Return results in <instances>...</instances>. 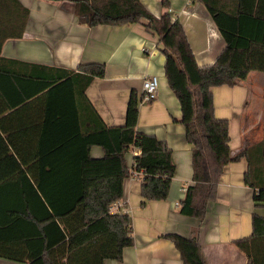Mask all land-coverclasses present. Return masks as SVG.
<instances>
[{"label": "crops", "instance_id": "1", "mask_svg": "<svg viewBox=\"0 0 264 264\" xmlns=\"http://www.w3.org/2000/svg\"><path fill=\"white\" fill-rule=\"evenodd\" d=\"M18 2L28 14L18 4L0 0V110L7 108L0 115V130L14 154L32 157L50 152L56 156L64 142L68 155L83 147L79 132L84 130L81 123L84 102L79 98L73 104L70 101L67 110L58 92L43 93V80L37 77L43 74V65L75 70L81 63H103V77L92 79L85 94L107 126L124 124L130 92L141 93L145 75L158 77L156 97L138 103L136 130L166 143L175 172L167 197L148 200L142 205V176L131 175L135 150L128 149L125 160L129 174L122 181L119 200L129 207L133 244L123 248L120 260L105 259L103 264H184L179 251L165 235L188 236L193 230L207 264H247L246 254L234 241L250 236L252 214L264 217V204H254L253 190L243 181L247 168L245 157L226 165L216 198L207 203L203 219L179 210L186 187L193 183L191 145L180 122L178 99L164 74V55L158 37L141 22L89 26L76 18L70 0ZM140 2L155 16L168 10L172 19L180 21L199 66L211 64L223 49L224 39L200 1L168 0L167 8L160 0ZM211 91L215 116L228 120L232 154L264 137V72L252 70L235 85L213 86ZM69 123L73 124L70 132L61 133L60 129ZM103 153L99 145L89 147L93 158ZM51 165V169H59L58 160ZM75 169L68 166L72 174ZM51 184L60 182L56 178ZM26 207L36 217L48 213L46 202L27 172L19 180L0 185V240L22 238L28 253L36 256L42 247L38 228L10 213V210L25 212ZM0 264L28 262L0 256Z\"/></svg>", "mask_w": 264, "mask_h": 264}, {"label": "trees", "instance_id": "2", "mask_svg": "<svg viewBox=\"0 0 264 264\" xmlns=\"http://www.w3.org/2000/svg\"><path fill=\"white\" fill-rule=\"evenodd\" d=\"M3 1L18 4L28 14L18 0ZM70 1L76 18L89 26L141 22L158 37L164 74L178 99L180 122L191 145L193 183L186 187L180 212L203 219L207 203L216 198L226 165L242 157L247 160L243 181L253 190L254 204H264V137L232 154L228 120L215 116L211 91L213 86L235 85L252 70L264 72V0H195L204 4L225 42L215 60L206 66L197 64L182 24L172 19L168 10L155 16L140 0ZM161 5L167 8L168 0H161ZM42 67L43 74L37 77L43 80V93L58 92L67 110L70 101L73 104L77 98L83 100L84 130L78 129L83 147L80 144L75 154L68 155L64 142L56 156L50 152L23 156L10 150L11 144L6 143L0 130V185L19 180L27 172L48 206L43 217H36L28 207L25 212L10 210L38 228L42 238L40 253L31 256L25 240L13 238L0 240V256L28 264H103L105 259L120 260L123 248L133 244L130 216L111 212L109 207L121 198L122 181L129 174L125 154L130 147L138 150L132 156V167L142 172L143 205L148 200L167 197L175 172L171 151L163 140L136 130L140 98L136 90L130 92L123 125L107 126L102 121L85 90L92 79L103 77V63H81L75 70ZM5 109L0 110V115ZM72 126L65 125L61 133L66 135ZM91 145H99L103 155L90 156ZM55 160L59 163L57 170L51 169ZM68 166H75L73 174ZM56 178L60 184L52 185ZM251 224L250 236L234 242L246 254L247 264H264V217L253 213ZM165 236L173 242L184 264H207L196 230L188 236Z\"/></svg>", "mask_w": 264, "mask_h": 264}, {"label": "built area", "instance_id": "3", "mask_svg": "<svg viewBox=\"0 0 264 264\" xmlns=\"http://www.w3.org/2000/svg\"><path fill=\"white\" fill-rule=\"evenodd\" d=\"M157 87H158V77L155 74L145 75L142 78L141 93H140V98L138 100L139 103H147L152 101L156 97ZM134 150H135L134 154L138 153V150L136 148H134ZM130 173L132 176L136 175L137 173H141L142 176V172L134 170L133 167L131 168ZM109 210L111 212L128 213L129 207L126 204H124L122 201L116 200L112 202V204L109 207Z\"/></svg>", "mask_w": 264, "mask_h": 264}]
</instances>
